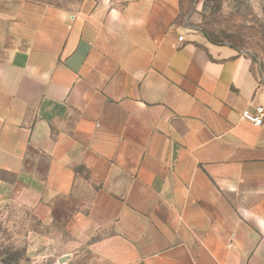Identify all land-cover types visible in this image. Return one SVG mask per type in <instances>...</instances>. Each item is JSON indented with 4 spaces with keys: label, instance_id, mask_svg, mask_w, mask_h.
I'll return each instance as SVG.
<instances>
[{
    "label": "crops",
    "instance_id": "crops-1",
    "mask_svg": "<svg viewBox=\"0 0 264 264\" xmlns=\"http://www.w3.org/2000/svg\"><path fill=\"white\" fill-rule=\"evenodd\" d=\"M191 1L0 0V202L101 264H264V53Z\"/></svg>",
    "mask_w": 264,
    "mask_h": 264
},
{
    "label": "rangeland",
    "instance_id": "rangeland-1",
    "mask_svg": "<svg viewBox=\"0 0 264 264\" xmlns=\"http://www.w3.org/2000/svg\"><path fill=\"white\" fill-rule=\"evenodd\" d=\"M27 1L54 5L70 14L88 2ZM189 23L215 42L264 53V0H205L196 19ZM65 254L70 256L63 264H101L73 248L60 223L47 218L32 198L15 195L0 202V264H59L58 258Z\"/></svg>",
    "mask_w": 264,
    "mask_h": 264
},
{
    "label": "built area",
    "instance_id": "built-area-1",
    "mask_svg": "<svg viewBox=\"0 0 264 264\" xmlns=\"http://www.w3.org/2000/svg\"><path fill=\"white\" fill-rule=\"evenodd\" d=\"M178 38L181 40L182 36L180 35ZM263 115L264 108L262 106H257L254 112H250L247 109L241 112V117L254 126H260L263 124Z\"/></svg>",
    "mask_w": 264,
    "mask_h": 264
},
{
    "label": "water",
    "instance_id": "water-1",
    "mask_svg": "<svg viewBox=\"0 0 264 264\" xmlns=\"http://www.w3.org/2000/svg\"><path fill=\"white\" fill-rule=\"evenodd\" d=\"M68 258H69V255H68V254H65V255H63V256H60V257L58 258V262H59V264H63Z\"/></svg>",
    "mask_w": 264,
    "mask_h": 264
}]
</instances>
